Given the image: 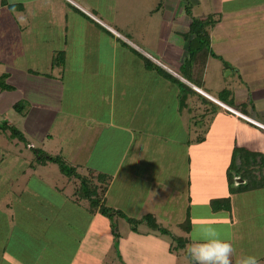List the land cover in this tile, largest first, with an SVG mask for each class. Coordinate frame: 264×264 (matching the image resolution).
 I'll return each instance as SVG.
<instances>
[{
    "label": "crops",
    "instance_id": "obj_1",
    "mask_svg": "<svg viewBox=\"0 0 264 264\" xmlns=\"http://www.w3.org/2000/svg\"><path fill=\"white\" fill-rule=\"evenodd\" d=\"M79 1L0 0V75L7 73L6 81L12 90L21 92L13 106L22 101L27 104L26 115L33 123L31 140H35L37 130L43 129L38 133L42 147L31 148L62 155L81 174L94 169L110 175L104 202L130 217L140 219L152 214L171 233V228L176 227L177 236L188 237L186 248L181 249L185 253L198 226H224L221 231L228 233L230 226L240 221L233 201L242 192L230 193L225 176L224 189L211 194L208 187L206 195H202L194 180L193 160L198 149L195 143L207 141L206 135L198 133L206 128L210 137L227 141L228 157L236 145L264 155V148L243 142L245 133L264 139V128L226 107L264 124V69L259 67L264 64V56L256 50L239 51L236 46L213 48L199 87L182 75L192 38L184 36L189 32L190 18L183 0H155L154 4L160 1L159 6H149L148 13L147 0H121L109 8V20L101 16L95 4L89 7L81 3L85 0ZM251 1L256 2V8L251 10H259L262 1ZM139 6L145 12H140ZM224 8L217 6L214 12L220 15L214 27L215 41L219 42L226 38L232 41L236 37L232 32L244 23V15L228 13ZM156 14L160 16L158 29L153 27ZM208 14L193 12L194 16ZM228 26L230 31L224 34ZM151 34L158 41L154 47L160 58L137 42L149 44ZM58 52H63L65 58L54 63ZM255 75H263L261 83H257ZM86 89L92 91L90 99L80 95V90ZM224 90L231 91L234 105L221 100ZM5 91L10 90L0 89ZM86 100L90 101L88 113L82 110ZM129 100L136 101L137 110H130ZM200 114L202 119L197 118ZM175 119L181 121V127L169 130L167 123ZM71 133L74 141H65ZM26 142H30L28 137ZM119 144L121 148H116ZM20 177H11L10 186ZM73 182L72 195L76 198V179ZM259 190L264 188L249 192ZM224 196L231 197V209L213 211L211 200ZM92 213L94 218L100 214L98 210ZM188 215L191 229L187 233L182 223ZM259 221L264 223V212ZM129 236H122V240ZM229 236L226 234L224 239L229 241ZM28 246L30 243L20 242L13 248L4 244L0 255H8L0 257V264L24 263L27 256L18 255ZM233 253L242 258V252L234 249Z\"/></svg>",
    "mask_w": 264,
    "mask_h": 264
},
{
    "label": "rangeland",
    "instance_id": "obj_2",
    "mask_svg": "<svg viewBox=\"0 0 264 264\" xmlns=\"http://www.w3.org/2000/svg\"><path fill=\"white\" fill-rule=\"evenodd\" d=\"M123 1L126 2V0ZM154 1L147 0V8L152 6ZM190 1L193 4L191 9L192 12H195V15L214 13L217 6L222 7V10L225 7L224 9L228 13L237 12L244 15V23L232 32V34H236L232 41L227 40V38L220 42L217 39L215 41L214 30L216 29L214 27L217 24L210 29V47L212 51L213 48L215 50L219 49V46L221 48L236 46L235 48L239 51H249L250 53L252 50H256L264 56L263 0H260L262 3L259 4V10H251L256 8V2L251 0ZM118 2L121 3V0L81 1L89 7H94L95 4L100 9L101 16L108 20L109 17L106 13H109V8L115 7ZM159 2H156L154 6H159ZM135 6L136 4L132 5L133 8ZM139 7L140 12H145L142 6ZM156 12L154 11V13ZM158 18L160 20L159 14H156L154 17V20H156L153 23L155 29H158ZM221 28L222 26H220ZM229 29L230 26L226 27L223 33H229ZM184 36L188 39L190 37L188 32ZM148 37L152 38L149 44L142 40L137 41L138 44L143 46L146 51L159 57L154 47L155 43L158 42L156 37L154 34ZM245 62L248 61L245 60ZM259 67L264 69V64L260 63ZM255 76L258 77L257 83H261L263 75ZM91 94L92 91L89 89L80 90V95L85 96V99H90L88 95L91 96ZM20 98V90L11 89L10 91L0 92V125L4 126L5 121H11L30 140L28 143L18 138L12 139L8 130L0 129V249L4 244L13 248L14 245L20 242L30 243L31 246L26 247V252L18 255L27 256L23 259L26 261L20 264L193 263L182 250L171 249L170 245L174 240L170 235L152 230L145 224L140 225L138 233L132 232L126 219L119 216L109 218L99 212L100 214H97L94 218V214L89 209V202L78 200L77 196L76 198L73 197L72 192L75 183L73 179L71 180L62 174L56 163L48 162L46 165H31L34 149L42 147L39 140L41 134L38 133H42L43 129L37 130L35 140H31L33 123L30 120L31 118L29 119V116L26 115L27 104L25 101L21 102L25 105L22 113L13 106V103ZM128 102L131 111L134 110V107L137 110L136 101L135 103H133V100ZM89 106L90 101L86 100V105H82V110L87 112ZM197 118L202 119L201 114ZM173 121L168 122L167 127L169 130L174 128L176 131L181 127V121L179 119ZM157 125L163 127V123ZM160 130L164 131L162 128ZM198 133L202 136L206 135L207 141L202 145L195 143L198 149H195L193 160L195 167L194 180L200 190L203 191L202 195H206V188L208 187L211 194L220 192L226 185V165L232 161L234 151L228 157L226 140L220 141L210 137L208 133L206 134V128L205 130H199ZM171 134L175 136V133ZM254 134L245 133L243 142L264 148V139L256 138ZM64 140L73 142L74 133L65 137ZM33 145L37 148L32 149L31 146ZM115 146L118 148L121 145ZM173 146L179 147L176 144H173ZM236 148H238L237 145L234 150ZM92 158L94 159V154ZM93 164L94 160H91L90 165ZM22 169L24 172L20 173L21 177L11 187L8 182L9 179ZM227 186L230 190L229 184ZM252 195L256 197L254 198ZM233 204L234 209H236L235 215L240 221L234 222L228 233L227 231H221L224 226L215 227L222 239H226V234L230 233L229 242L232 243L233 249L237 250V253L238 251L243 253L242 258L246 255H254L258 257L259 264H264V223L259 221L261 213L264 212V190L242 192L240 195L234 196ZM171 230L172 235H178L175 233L177 232L176 227L171 228ZM128 235H130L128 240H122V236L126 237ZM242 238L245 239V244H240ZM7 255L8 253L1 254L0 257L6 258ZM176 260L178 261L176 262ZM4 262L1 264H5Z\"/></svg>",
    "mask_w": 264,
    "mask_h": 264
},
{
    "label": "trees",
    "instance_id": "obj_3",
    "mask_svg": "<svg viewBox=\"0 0 264 264\" xmlns=\"http://www.w3.org/2000/svg\"><path fill=\"white\" fill-rule=\"evenodd\" d=\"M185 13L190 18V26L188 35L192 36L189 41L188 53L182 64V75L190 82L197 86H201L204 70L208 60V55L212 54L210 47V29L220 21V15L211 13L206 16H194L192 12V2L190 0H183ZM65 58L63 52H58L54 57V63H61ZM7 73L0 75V89L11 90L13 87L7 83ZM178 81V79H176ZM220 98L222 101L230 105H234V99L230 90H224ZM24 104L18 102L15 108L22 113ZM0 129L10 132L11 138H18L21 141H26L24 134L8 120L4 122V126L0 125ZM237 154V155H236ZM239 157V159H238ZM48 162L56 163L63 175L70 179H76L75 195L78 198L87 200L90 205V210H98L101 214L113 218L123 217L130 223L131 229L134 232H139V225L146 223L152 230H156L165 235H170L173 238L171 249H184L188 244V237L172 235L170 230L162 227L156 221L152 214H147L138 219L135 217L127 216L122 210L108 206L103 198L106 192L110 175L96 172L94 169H89L87 174H81L77 171V167L70 165L62 155H52L42 149H34V159L31 165L41 164L44 165ZM23 173L24 170L17 172L11 179L15 180ZM235 175H239L247 183L240 184L238 187L234 186ZM227 178L230 188V193L245 192L255 189L264 188V155L259 152L250 151L245 147H238L234 151L232 161L227 169ZM211 207L213 211L230 210L231 197L224 196L214 198L211 200ZM182 228L185 232H190L191 221L189 215L182 223ZM118 235V233H116ZM119 236V235H118ZM187 256L191 259L186 251ZM240 257L233 253L231 256L232 264H238ZM192 261V259H191Z\"/></svg>",
    "mask_w": 264,
    "mask_h": 264
},
{
    "label": "clouds",
    "instance_id": "obj_4",
    "mask_svg": "<svg viewBox=\"0 0 264 264\" xmlns=\"http://www.w3.org/2000/svg\"><path fill=\"white\" fill-rule=\"evenodd\" d=\"M233 245L222 239L213 225L198 226L194 229L193 242L187 247V253L193 264H232ZM238 264H259L258 257L246 255Z\"/></svg>",
    "mask_w": 264,
    "mask_h": 264
},
{
    "label": "built area",
    "instance_id": "obj_5",
    "mask_svg": "<svg viewBox=\"0 0 264 264\" xmlns=\"http://www.w3.org/2000/svg\"><path fill=\"white\" fill-rule=\"evenodd\" d=\"M68 1L73 2V0H68ZM146 54H147V56H148L150 59H152L153 61H155L157 64H159V65L162 66L163 68H165V69H169L168 66L165 65V64H164L163 62H161L160 60L156 59L155 57H153L152 55H150V54H148V53H146ZM195 88L198 89L197 87H195ZM226 107H227L228 109L234 111V112L237 113L238 115H240V116L246 118L247 120H249V121L255 123L256 125H258V126L264 128V124H261V123L255 121V120L251 119L250 117H248V116H246V115H244V114H242V113L236 111L235 109H233V108H231V107H229V106H226Z\"/></svg>",
    "mask_w": 264,
    "mask_h": 264
},
{
    "label": "water",
    "instance_id": "obj_6",
    "mask_svg": "<svg viewBox=\"0 0 264 264\" xmlns=\"http://www.w3.org/2000/svg\"><path fill=\"white\" fill-rule=\"evenodd\" d=\"M238 159H239V157H238ZM234 179H235V182H234L235 187H238L240 184L247 183V181L242 179V177L239 175H235Z\"/></svg>",
    "mask_w": 264,
    "mask_h": 264
}]
</instances>
